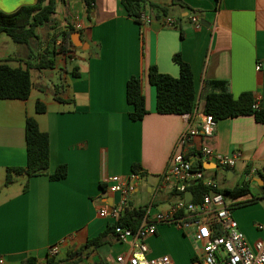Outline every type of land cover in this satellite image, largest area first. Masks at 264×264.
<instances>
[{
    "label": "crops",
    "instance_id": "obj_1",
    "mask_svg": "<svg viewBox=\"0 0 264 264\" xmlns=\"http://www.w3.org/2000/svg\"><path fill=\"white\" fill-rule=\"evenodd\" d=\"M37 1L0 0V12L14 13ZM148 1L141 11L158 18L175 17L176 26L156 21L141 25L122 0H95L91 14L85 0H67L53 16L51 26L56 28L39 27V38L30 45L12 47L0 35V60L15 59L10 62L15 67H35L45 50L56 49V55L50 56L56 62L54 69L31 70L35 88L28 100H0V258L4 264H22L30 256L46 264L50 248L62 241L56 261L65 260L76 248L83 250L80 264H112L121 255L126 264H134V240L121 242L114 232L99 247L84 246L114 224L99 215L102 207L120 198L107 188L111 176L129 177L135 173L134 165L139 166L142 182L127 209L147 206L153 216L171 209L179 199L162 177L176 142L192 123L185 115L158 112L157 89L149 80L151 66L178 78L180 66L174 56L181 55L192 67L201 108L213 91L207 84L225 81L235 98L251 92L264 109V0ZM194 14L199 25L190 19ZM63 32L72 33L70 57L56 46ZM53 71L60 72V82L51 86L47 80ZM134 76L141 80L148 111L140 121L130 119L132 107L126 97L127 82ZM56 89L67 102L56 99ZM37 101L45 104L46 112L37 113ZM28 116L35 117L50 136L49 173L66 165L68 175L60 181L48 175L15 176V182L5 186L7 168L27 164ZM203 142L204 137H194L185 153L195 157ZM209 143L224 155L241 153L235 168L223 169L228 181L243 177L252 191L264 181V124L254 116L219 121ZM204 167L217 181L218 168L208 163ZM237 185L241 184L226 188ZM260 200L234 209L250 243L264 235L257 228L264 222ZM146 243L149 257L169 255L176 264H204L192 239L172 226L160 225Z\"/></svg>",
    "mask_w": 264,
    "mask_h": 264
},
{
    "label": "trees",
    "instance_id": "obj_2",
    "mask_svg": "<svg viewBox=\"0 0 264 264\" xmlns=\"http://www.w3.org/2000/svg\"><path fill=\"white\" fill-rule=\"evenodd\" d=\"M67 0H38L34 5L23 6L14 13L0 12V35H7L14 43L19 45H30L33 41L38 40L37 29L41 26L48 25L52 29L51 23L53 16L57 12L59 3ZM218 3L221 0H217ZM87 11L89 14L94 9L95 0H85ZM128 14L139 23L137 18L143 12L142 4H146L148 0H122ZM163 12L161 6L152 5ZM65 48L72 44V33H61ZM54 42V41H53ZM51 54L56 55V49H47L41 57L40 63L32 67L30 64L26 66H12L11 61L15 59L0 60V100H28L35 88L32 79L31 70L38 69H54L55 59L51 58ZM174 61L180 66V77L161 73L156 66L149 69V80L157 89V108L160 114L185 115L193 113L199 103V95L195 86V77L190 64L184 61L181 55L174 56ZM212 88V92L207 94L204 102V112L213 115L217 122L225 119L236 118L239 116H254L258 123L264 124V109L258 106L257 100L253 93H242L235 98L230 91L229 84L225 81H212L207 84ZM56 99L67 102L57 94ZM126 97L128 104L132 107L129 117L133 121L143 120L148 111L146 108V98L142 90L141 80L138 77H131L127 82ZM37 113L46 112V106L43 102L37 101ZM212 136H204V146L212 148L209 141ZM26 143H27V164L25 167H8L5 186H9L15 182V176L26 175L28 178L48 175L52 181H60L67 177L68 169L66 165H60L56 172L49 173L50 169V136L47 132L40 129L38 121L35 117H27L26 120ZM198 167L204 169L203 164L199 163ZM133 172H139V166L134 165ZM28 189V183L25 185ZM190 191L194 194V203H200L203 197L211 192L209 186L203 182H194L189 186ZM261 194H253L247 182L237 185L234 188L217 189L227 197L235 200L232 207L234 209L257 203L264 198V187ZM176 195L177 193L174 192ZM250 195L248 200L240 201L241 198ZM184 195L181 194V197ZM148 207H131L126 208L118 221L109 225L108 229L101 233L98 237L90 239L84 246L87 248L99 247L103 245L110 233L114 232L116 226L130 227L133 230L138 229L142 221L145 219ZM83 252L82 249H71L68 257L63 261H56L54 257H49L46 264H80L79 256ZM22 264H40V260L35 256L26 258Z\"/></svg>",
    "mask_w": 264,
    "mask_h": 264
},
{
    "label": "built area",
    "instance_id": "obj_3",
    "mask_svg": "<svg viewBox=\"0 0 264 264\" xmlns=\"http://www.w3.org/2000/svg\"><path fill=\"white\" fill-rule=\"evenodd\" d=\"M64 1V0H62ZM192 23L199 25L197 15L190 17ZM139 24L150 25L152 22H160L165 26L174 27L177 19L172 16L161 18L150 16L144 12L137 18ZM80 29V25H76ZM56 46L64 56L70 57L72 51L65 48L63 38ZM261 70V65L257 66ZM259 103L255 105L258 108ZM190 122V127L184 131L176 142L173 149L169 166L163 174L162 181L169 185L177 193L178 201L167 211H159L153 216L147 215L138 229L116 226L114 234L121 242L134 240L131 258L134 264H176L169 255L161 257H149V246L146 240L155 235L160 225H169L178 228L199 247L204 264H264V235L250 243L240 229L239 223L234 217L235 200L217 192L221 189L218 182L207 175V170L198 167L201 163H211L216 168L229 170L235 168L241 153L232 155L218 153L208 146H198L195 157L185 153V148L190 145L194 137L212 136L218 122L213 115L204 112L199 103L193 113L185 114ZM197 124L193 127V124ZM140 173H133L129 177L111 176L106 179L107 188L113 194H119L120 198L110 206L100 209L99 215L103 218L112 219L115 224L129 205V199L135 189L141 184ZM194 182H203L210 187L211 192L203 197L200 203L186 202L185 194L189 186ZM181 194L184 195L181 197ZM257 228L264 233V222L258 223ZM61 243L50 248L49 256L55 257L59 254ZM124 256H118L112 264H126ZM0 264L4 260L0 258Z\"/></svg>",
    "mask_w": 264,
    "mask_h": 264
},
{
    "label": "rangeland",
    "instance_id": "obj_4",
    "mask_svg": "<svg viewBox=\"0 0 264 264\" xmlns=\"http://www.w3.org/2000/svg\"><path fill=\"white\" fill-rule=\"evenodd\" d=\"M61 7H62V4L59 3V8H61ZM3 35H4L3 37H5L6 39H8V41H10L12 47H17V44L14 43V42H12V40L9 39L8 36H6L5 34H3ZM50 73H53V76H51V77L48 78L47 83L49 85H51V86H52L51 83H59L60 82V72L59 71H53V72H50ZM35 74H36V72H35ZM44 95L46 96V95H48V93H46ZM217 181H218V184H220V186L226 188V187H232V186H234V185H236L238 183L239 184H243L244 181H245V179L243 177L237 176L235 178V180H233L232 182H230V181L227 180L225 171L223 169H221V168H218ZM260 202L261 203H264V199H261ZM172 227H174V226H172ZM174 228H176V227H174ZM176 229L179 230L178 228H176ZM181 233H183V232L181 231ZM196 249L199 250V247L197 245H196ZM64 256H65V254H64Z\"/></svg>",
    "mask_w": 264,
    "mask_h": 264
},
{
    "label": "water",
    "instance_id": "obj_5",
    "mask_svg": "<svg viewBox=\"0 0 264 264\" xmlns=\"http://www.w3.org/2000/svg\"><path fill=\"white\" fill-rule=\"evenodd\" d=\"M77 35L79 36V33H77ZM209 165H213L211 163H208ZM214 168H216L215 165H213ZM264 187V181L261 179V183H258V187L256 190L253 191V194L257 195V194H261L262 193V188ZM185 198H186V202L187 203H191L194 200V194L192 191H187L185 194Z\"/></svg>",
    "mask_w": 264,
    "mask_h": 264
}]
</instances>
